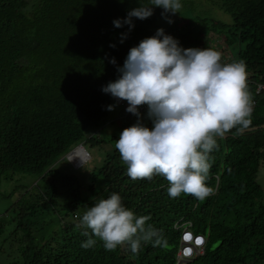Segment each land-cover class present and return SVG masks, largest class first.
Segmentation results:
<instances>
[{"label":"trees","instance_id":"1","mask_svg":"<svg viewBox=\"0 0 264 264\" xmlns=\"http://www.w3.org/2000/svg\"><path fill=\"white\" fill-rule=\"evenodd\" d=\"M208 1L232 22L196 17L174 21L165 30L163 9L153 6L149 18H132L129 31L113 21L123 20L133 8L152 6L150 0H0V178L8 181L21 173L51 185L25 191L16 203L23 216L35 218L57 201L53 165L77 146L96 143L93 134L113 99L102 87L119 77L117 68L129 50L159 27L182 48L208 47L205 37L212 35L236 50L232 60L245 63L253 100L249 128L257 127L243 133L234 128L217 138L206 180L213 193L203 200L183 193L170 198L161 176L132 180L116 149L92 174L89 189L101 181L99 195L68 204L87 211L117 193L137 217H150L145 227L157 229L167 249L142 241L138 254L127 245L107 251L91 230L78 227L83 214H77V220L60 222L47 237L27 232L12 264H176L180 231L174 225L182 222L206 240L203 254L185 264H264V189L257 180L264 166V92L256 93L257 85L264 86V0ZM138 119L152 128L148 117L128 113L123 129ZM89 238L95 245L81 247Z\"/></svg>","mask_w":264,"mask_h":264},{"label":"clouds","instance_id":"2","mask_svg":"<svg viewBox=\"0 0 264 264\" xmlns=\"http://www.w3.org/2000/svg\"><path fill=\"white\" fill-rule=\"evenodd\" d=\"M150 2L152 6L133 8L123 20H114V26L128 25L131 31L132 18H149L153 6L162 8V17L172 23L165 14L178 13L182 8L181 0ZM124 38L122 35L121 42ZM221 60L222 54L211 48L180 47L178 40L162 28L129 50L123 66L117 68L119 77L102 91L127 101L126 111L138 118V108L147 106L152 128L138 119L122 130L115 143L132 180L161 176L168 182L170 198L183 193L203 200L213 193L206 185L209 154L217 147V138H224L234 128L243 132L250 127L253 107L245 63ZM110 63L115 64V59ZM113 107L108 106V110ZM149 219L137 217L122 205L120 195L113 193L91 206L78 227L91 230L107 251L127 245L138 254L142 241L167 249L161 233L151 225L145 227ZM83 234L87 236L88 232ZM184 239L191 242L192 234L185 233ZM197 241L203 242L200 237L195 238L199 245ZM95 243L89 238L81 247L87 249ZM191 253V248L185 249L186 255Z\"/></svg>","mask_w":264,"mask_h":264},{"label":"rangeland","instance_id":"3","mask_svg":"<svg viewBox=\"0 0 264 264\" xmlns=\"http://www.w3.org/2000/svg\"><path fill=\"white\" fill-rule=\"evenodd\" d=\"M181 4L180 11L170 19L172 23L196 17L208 18L225 24L232 22L228 14L208 0H186ZM172 23H168V20L165 19L160 24L167 30ZM205 43L214 48L220 45L224 52L235 56L236 50L231 48L229 51L225 46L224 48L220 40L215 39L212 35L205 37ZM110 105L114 106L113 109L109 110L102 125L93 134L96 143L85 145L88 154L84 150H78L69 155L71 163L66 155L53 165L57 201L49 207L41 209L40 214L35 218L28 215L23 216L21 208L16 203L25 191L37 192V190H44L51 185L43 182L37 176L21 173L14 174L8 181L0 178V264H12L18 260L19 251L25 243L23 240L27 232H31L34 238L47 237L48 234L58 229L60 222L65 224L68 221L77 220L75 217L77 214L86 212L79 206L76 209L69 207L70 202L93 200L99 195L98 192L102 187L101 181H98L94 189H89L92 174L102 166L106 156L116 150L115 143L123 130L122 117L125 114L121 100L113 98ZM140 115L143 120H147L146 112L140 113ZM257 180L264 189V166L260 167ZM262 202L264 203V195ZM28 222H34V225L26 227L25 224Z\"/></svg>","mask_w":264,"mask_h":264},{"label":"built area","instance_id":"4","mask_svg":"<svg viewBox=\"0 0 264 264\" xmlns=\"http://www.w3.org/2000/svg\"><path fill=\"white\" fill-rule=\"evenodd\" d=\"M193 48H201V49L211 48V49L217 50L222 54V60H221L222 63L234 62L232 60V56L228 52H224L223 48L220 45H218L217 48H214L211 45L209 47L196 46ZM184 49H187V48H184ZM247 78H248V75H247ZM260 92H264V86L263 85H257V87H256V93H260ZM121 104L123 106V110H124L125 114H128L129 112L126 111V108L128 107L127 101L121 100ZM138 111H139V113L147 112V106L139 107ZM129 114H132V113H129ZM174 228L176 230L180 231L179 248H178V251L176 253V264H185V263L191 261L192 259H194L195 257L203 254L205 244H206V240H205L204 236H202V235L193 234V232L191 231V224L189 222L176 223L174 225ZM185 233H191L192 234L193 239L191 242L185 241V239H184ZM196 237H200L203 242L201 244L197 245L195 242ZM186 248L192 249L191 255L185 254Z\"/></svg>","mask_w":264,"mask_h":264},{"label":"water","instance_id":"5","mask_svg":"<svg viewBox=\"0 0 264 264\" xmlns=\"http://www.w3.org/2000/svg\"><path fill=\"white\" fill-rule=\"evenodd\" d=\"M260 128H264V125H262ZM255 129H257V127H253V128H249V129H246L245 131H251V130H255ZM245 131H243V132H245ZM242 132V133H243ZM78 148H82L84 151H85V149L83 148V146L82 145H79V146H77L74 150H76V149H78ZM73 150V151H74ZM73 151H71L67 156H66V158L68 159V156L73 152ZM86 152V151H85ZM87 153V152H86ZM88 154V153H87ZM69 160V159H68ZM70 162V161H69Z\"/></svg>","mask_w":264,"mask_h":264},{"label":"bare ground","instance_id":"6","mask_svg":"<svg viewBox=\"0 0 264 264\" xmlns=\"http://www.w3.org/2000/svg\"><path fill=\"white\" fill-rule=\"evenodd\" d=\"M78 150H80V151H83V149L82 148H78V149H76L75 151H78ZM75 151H73L71 154H73ZM70 154V155H71ZM68 159H69V156H68ZM69 161H70V159H69ZM70 163H71V161H70ZM73 165V164H72ZM74 167H76L75 165H73Z\"/></svg>","mask_w":264,"mask_h":264},{"label":"snow or ice","instance_id":"7","mask_svg":"<svg viewBox=\"0 0 264 264\" xmlns=\"http://www.w3.org/2000/svg\"><path fill=\"white\" fill-rule=\"evenodd\" d=\"M185 239H188V237H185ZM197 243L199 244V243H200V241H197Z\"/></svg>","mask_w":264,"mask_h":264}]
</instances>
